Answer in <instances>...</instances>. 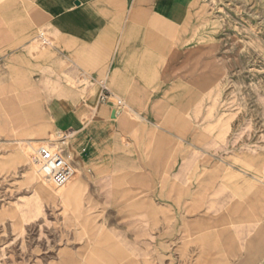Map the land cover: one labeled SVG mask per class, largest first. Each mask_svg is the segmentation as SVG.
I'll return each instance as SVG.
<instances>
[{
	"label": "rangeland",
	"instance_id": "obj_1",
	"mask_svg": "<svg viewBox=\"0 0 264 264\" xmlns=\"http://www.w3.org/2000/svg\"><path fill=\"white\" fill-rule=\"evenodd\" d=\"M20 4L0 0V264H264V0H190L149 24L145 75L126 78L44 19L20 24ZM94 86L124 101L131 167L84 163L53 125L54 97ZM24 126L70 156L82 205L74 169L52 184L38 145L14 141ZM34 181L62 199L39 200Z\"/></svg>",
	"mask_w": 264,
	"mask_h": 264
},
{
	"label": "crops",
	"instance_id": "obj_2",
	"mask_svg": "<svg viewBox=\"0 0 264 264\" xmlns=\"http://www.w3.org/2000/svg\"><path fill=\"white\" fill-rule=\"evenodd\" d=\"M189 1L25 0V5L22 7L20 4L18 7V19L20 24L22 20L25 24H32L29 27L32 29H37L44 19L63 38L96 47L100 61L108 65L107 77H138L145 75L139 73L144 69L138 64L143 61L138 52L146 44V32L152 30L149 24L153 21L169 23L170 19L181 14ZM43 47L44 44L37 41L30 48L37 52ZM94 75L97 76V72ZM67 77L71 81V76ZM103 92L101 86V93ZM97 96L98 87L94 86L89 90L88 97L78 90H66L64 95L54 97L50 109L53 125L58 132L65 129L68 135H75L72 146L75 150L84 152V157H81L84 163L94 165L105 159L114 164L118 163L119 168L131 167L135 159L132 148L123 143L118 117L124 101L120 96L114 95L118 102L111 101L108 106ZM113 109L116 110L115 118L110 116ZM14 130L15 127H12V131ZM33 130V127L24 126L23 137L14 141L36 147L43 140L35 138ZM60 142L66 143L65 140ZM12 150H15L13 154L18 162H24L22 159L25 156L17 153L15 148ZM5 159L2 163L8 160ZM73 169L77 182L71 191L74 193V200L82 205L80 200L84 194L79 171L74 166ZM32 184L37 190L39 200L56 204L58 198L62 199L41 182L34 181ZM70 199L69 197V201Z\"/></svg>",
	"mask_w": 264,
	"mask_h": 264
},
{
	"label": "built area",
	"instance_id": "obj_3",
	"mask_svg": "<svg viewBox=\"0 0 264 264\" xmlns=\"http://www.w3.org/2000/svg\"><path fill=\"white\" fill-rule=\"evenodd\" d=\"M102 88L104 92L99 95V100L111 102V98L115 97L107 91L106 87ZM35 159L44 172L45 179L52 184L62 185L72 174L73 162L70 156L52 140L43 141L36 147Z\"/></svg>",
	"mask_w": 264,
	"mask_h": 264
},
{
	"label": "water",
	"instance_id": "obj_4",
	"mask_svg": "<svg viewBox=\"0 0 264 264\" xmlns=\"http://www.w3.org/2000/svg\"><path fill=\"white\" fill-rule=\"evenodd\" d=\"M111 100L112 101H114V102H117V99L116 98H111ZM111 118H115L116 117V110L115 109H113L112 111H111Z\"/></svg>",
	"mask_w": 264,
	"mask_h": 264
},
{
	"label": "bare ground",
	"instance_id": "obj_5",
	"mask_svg": "<svg viewBox=\"0 0 264 264\" xmlns=\"http://www.w3.org/2000/svg\"><path fill=\"white\" fill-rule=\"evenodd\" d=\"M35 156V155H34ZM44 174V173H43ZM39 196V195H38Z\"/></svg>",
	"mask_w": 264,
	"mask_h": 264
}]
</instances>
